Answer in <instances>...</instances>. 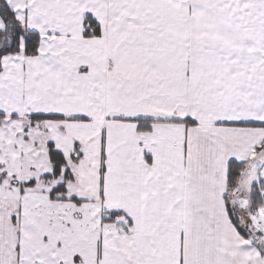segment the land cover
I'll list each match as a JSON object with an SVG mask.
<instances>
[{"label":"snow or ice","instance_id":"obj_1","mask_svg":"<svg viewBox=\"0 0 264 264\" xmlns=\"http://www.w3.org/2000/svg\"><path fill=\"white\" fill-rule=\"evenodd\" d=\"M0 264H264V0H0Z\"/></svg>","mask_w":264,"mask_h":264}]
</instances>
